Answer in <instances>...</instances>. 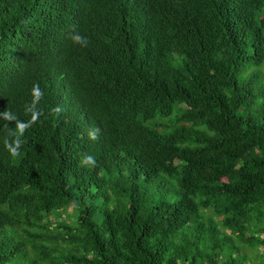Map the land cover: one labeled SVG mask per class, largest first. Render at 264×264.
Wrapping results in <instances>:
<instances>
[{"label": "trees", "instance_id": "trees-1", "mask_svg": "<svg viewBox=\"0 0 264 264\" xmlns=\"http://www.w3.org/2000/svg\"><path fill=\"white\" fill-rule=\"evenodd\" d=\"M35 84L0 264H264V0H0V112Z\"/></svg>", "mask_w": 264, "mask_h": 264}, {"label": "clouds", "instance_id": "clouds-1", "mask_svg": "<svg viewBox=\"0 0 264 264\" xmlns=\"http://www.w3.org/2000/svg\"><path fill=\"white\" fill-rule=\"evenodd\" d=\"M72 39L76 43H81L83 46H87L88 40L86 37H82L80 34H75L72 36ZM33 100L30 105L25 106L26 113L31 114V120L25 122L21 121L14 113L9 111L8 109L4 112H0V119L12 123L15 122V129H10L8 132V137L5 138L4 144L5 147L9 149L10 155L13 157H18L20 155V148L22 146V139L25 131L32 126L37 120H39L40 116L44 115L42 109L38 108L39 101L43 98V91L40 89L39 84L33 85L32 88ZM62 107L57 105L52 111L59 114L62 111ZM7 128V124H5ZM100 129L96 128L89 132L90 139H98L97 133H99ZM82 163L84 164H95V158L92 156H84L82 158Z\"/></svg>", "mask_w": 264, "mask_h": 264}, {"label": "rangeland", "instance_id": "rangeland-1", "mask_svg": "<svg viewBox=\"0 0 264 264\" xmlns=\"http://www.w3.org/2000/svg\"><path fill=\"white\" fill-rule=\"evenodd\" d=\"M261 249H264V247L262 246ZM258 259V258H257Z\"/></svg>", "mask_w": 264, "mask_h": 264}]
</instances>
